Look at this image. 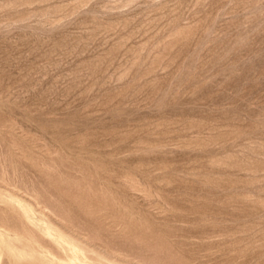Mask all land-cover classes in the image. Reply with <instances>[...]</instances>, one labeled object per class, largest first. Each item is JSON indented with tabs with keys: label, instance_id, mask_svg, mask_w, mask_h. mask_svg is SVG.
Wrapping results in <instances>:
<instances>
[{
	"label": "rangeland",
	"instance_id": "obj_1",
	"mask_svg": "<svg viewBox=\"0 0 264 264\" xmlns=\"http://www.w3.org/2000/svg\"><path fill=\"white\" fill-rule=\"evenodd\" d=\"M0 264H264V0H0Z\"/></svg>",
	"mask_w": 264,
	"mask_h": 264
}]
</instances>
